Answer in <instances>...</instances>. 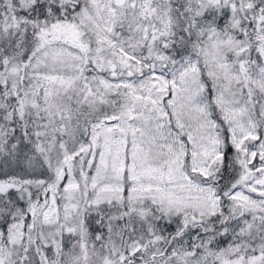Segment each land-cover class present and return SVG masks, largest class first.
Segmentation results:
<instances>
[{
  "label": "snow or ice",
  "instance_id": "6c2138e0",
  "mask_svg": "<svg viewBox=\"0 0 264 264\" xmlns=\"http://www.w3.org/2000/svg\"><path fill=\"white\" fill-rule=\"evenodd\" d=\"M0 264H264V0H0Z\"/></svg>",
  "mask_w": 264,
  "mask_h": 264
}]
</instances>
